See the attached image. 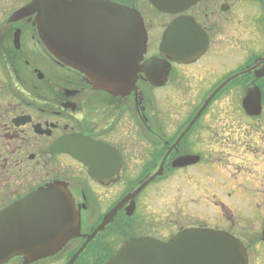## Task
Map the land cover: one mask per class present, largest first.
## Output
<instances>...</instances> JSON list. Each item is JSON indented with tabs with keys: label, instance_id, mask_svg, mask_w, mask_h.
Here are the masks:
<instances>
[{
	"label": "flooded vegetation",
	"instance_id": "flooded-vegetation-1",
	"mask_svg": "<svg viewBox=\"0 0 264 264\" xmlns=\"http://www.w3.org/2000/svg\"><path fill=\"white\" fill-rule=\"evenodd\" d=\"M31 1L0 0V210L40 187L66 182L81 210V231L86 237L73 240L55 256L34 264H59L66 258L67 263L95 233L75 264L83 256L86 264H104L131 238L167 241L180 229L205 226L203 220L184 223L173 233V211L167 223L166 216L155 211V200L164 181L173 184L176 176L193 180L196 174L206 175L219 167L223 170L215 185L221 195L234 197L235 215L240 220L236 217L233 221L221 210L223 220L215 227L241 239L250 258H254L253 264H264L262 237H252L244 229L251 218L248 213L259 209L258 191H264V155L259 154L264 144L257 141L261 133L256 131L257 125L264 124V23L258 0H249L250 8L246 0H202L192 7L185 14L205 32L208 46L204 54L190 64L170 58L165 86L155 87L141 75L137 89L125 96L95 90L84 74L58 63L41 45L27 18L8 22L16 10ZM112 1L139 9L149 34L145 59L162 58L164 30L181 14L160 13L166 22L154 36L146 21L147 12L137 6L138 0ZM247 8L251 15L243 16L241 10ZM224 13L233 19L222 20ZM224 31L228 35L225 40ZM168 88L171 90L165 95L170 96L165 100L170 101L162 102L160 95L158 104L171 106L162 107L159 113L152 91ZM248 96L250 113L244 107ZM69 136H86L108 148L107 159L91 169L93 175L84 163L65 152ZM235 150H243L249 164V154L255 151L260 159L257 167L240 165L239 172L232 173L229 168L236 164L233 160L242 159ZM183 156L196 159L188 166L174 167ZM129 179L137 182L128 184ZM124 181L125 188L120 190L118 185ZM113 188L120 191L119 197L102 209L103 202L99 204L96 199ZM130 195L135 197L98 231L104 217ZM215 203L228 207L221 199ZM88 217L92 220L86 225ZM159 226L166 236L156 232ZM6 264H24V258Z\"/></svg>",
	"mask_w": 264,
	"mask_h": 264
},
{
	"label": "water",
	"instance_id": "water-1",
	"mask_svg": "<svg viewBox=\"0 0 264 264\" xmlns=\"http://www.w3.org/2000/svg\"><path fill=\"white\" fill-rule=\"evenodd\" d=\"M149 1L161 12L175 14L186 11L200 0ZM29 16H34L33 26L50 53L85 74L96 90L125 96L136 89L141 72L154 85L162 86L167 82L169 67L159 60L150 59L140 65L148 38L143 19L134 8L99 0L74 3L34 0L15 13L10 21L17 22ZM194 25L191 18L183 17L169 26L162 53L179 63L192 62L202 55L207 41L200 28ZM172 50L173 56H170ZM161 67L163 72L158 79ZM64 150L95 170L107 159L108 148L88 137L71 136L66 138ZM190 159H178L175 167L191 164ZM90 174L93 175L92 171ZM134 197L128 196L105 216L98 231L112 222L122 205ZM80 229V211L76 209L68 185L58 182L40 188L0 211V264L21 255L25 264L53 256L71 240L83 236ZM95 235L88 237V241ZM105 264H249V258L243 243L231 233L189 228L181 230L168 242L131 239Z\"/></svg>",
	"mask_w": 264,
	"mask_h": 264
},
{
	"label": "rangeland",
	"instance_id": "rangeland-1",
	"mask_svg": "<svg viewBox=\"0 0 264 264\" xmlns=\"http://www.w3.org/2000/svg\"><path fill=\"white\" fill-rule=\"evenodd\" d=\"M145 1V0H143ZM142 0H138L137 1V6L139 8L142 9V11H146L147 12V16H146V21L147 23H149V26L152 30V34L155 36L156 34H158L160 28H164V24H165V20H164V16L161 15L158 12H155L154 9L150 4L143 2ZM228 2L231 3H235V0H227ZM258 1H264V0H258ZM226 2V0L222 1ZM140 4H143L142 6ZM152 7H150V6ZM203 5V3L201 4ZM221 6V2L218 5V10L221 11L220 9ZM248 7V6H247ZM260 7L262 8V6L260 5ZM250 8V5H249ZM252 8V6H251ZM249 9H245V13L241 10V14L247 15L249 12ZM216 16L219 14L217 12ZM248 15H251V13H249ZM223 18L222 20H232L233 16L228 15L227 13L223 14ZM161 24V25H160ZM226 32H227V28H226ZM228 33V32H227ZM223 38L225 36H228L225 31L222 34ZM243 37L248 38V34H243ZM225 40V38H224ZM171 89H166V90H155L152 91V95L151 97H154V101H157V111L159 113H161L162 111V107H170L171 103L168 104H158V99L159 96L161 95L162 98V102L166 101H170L169 99H166V96H170V93H168V95L166 92H169ZM178 100H182L180 97L178 98ZM181 106H183V101L181 102ZM185 109H187V107L185 106ZM245 128V127H243ZM256 131L260 132L261 135H259V138H257L258 142H261V144H264V124L257 125L256 127ZM255 145H258L257 143H255ZM261 149V150H260ZM259 150L261 151V153H259L260 155H264V147L263 148H259ZM235 154L236 155H241L242 154V159H238V160H233V162H235L236 164L232 163L231 168H229V170L233 173V172H239V169L241 166L246 165H254V168H256V162L260 161L258 156H255V151H253V154H249L250 155V161L251 163H247V161L244 159L245 157V152L242 150L241 151H236L235 150ZM230 156V155H229ZM231 157V156H230ZM264 160V158H263ZM241 165V166H240ZM221 170H223V167H219L217 169H212L209 173H207L206 175H202L201 173H198L194 176L193 180H189V179H184L182 176L178 177L177 179L173 178V184L171 181H164L162 184H160V196L157 197V193H153L155 194L156 200H155V211L161 212L162 214H164L166 216V222H169V219L172 217V211H173V233L175 231L176 228H180L182 224L184 223H201L199 221L203 220V224L207 225V226H211V227H215V226H220L219 223L223 220V215H222V211H224L226 213V217H231L232 220H236V217L240 220L239 215H235L237 214L235 212V199L234 197H230L227 195V193L225 195H221V192L217 189L216 185H215V180H219L220 178V173ZM241 173L237 174V176L239 177ZM137 182V180L133 181V179H129L128 180V184H130L129 182ZM127 181L122 182L121 185H118V188L120 190H124L125 188V184ZM240 182V180H239ZM258 183V182H257ZM158 186V187H159ZM119 193L120 191L117 188H113L109 191H107L105 194H102L101 196H99L96 199L102 203L103 202V206L102 209L105 208L106 204H108L109 202L116 201V199L119 197ZM257 200H258V206L259 209H255V211H250V213H248L251 218L247 221V228L245 227V231L248 230L252 237L255 236L259 237L260 236V231L263 229L264 226V191L261 193L258 191L257 193ZM216 195V196H215ZM91 202L95 205V197L91 196ZM223 200L225 202V204H227L228 207L226 206H219L217 207L215 204V202H219V200ZM194 200V201H193ZM193 201V203L191 202ZM233 209V210H230ZM222 210V211H221ZM160 214L157 215V217H159ZM90 217V216H89ZM86 218V225L89 224V222L92 220H90V218ZM92 218V217H91ZM167 225V228L170 229V223L169 225ZM172 227V226H171ZM157 233H162V235L166 236L167 233L162 231V228H160L159 226V230H156ZM122 240V238L120 239ZM261 251L263 250V254H264V247H261L260 249ZM67 261V258L65 259ZM64 260V262H59V264H65L66 261ZM87 263V258L86 256H83L82 259L78 260L77 264H86ZM48 264H54L53 262H50ZM56 264V263H55Z\"/></svg>",
	"mask_w": 264,
	"mask_h": 264
}]
</instances>
